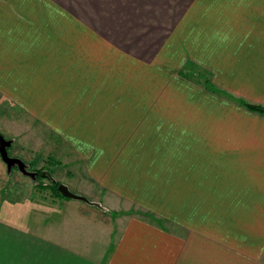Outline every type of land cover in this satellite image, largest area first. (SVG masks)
Segmentation results:
<instances>
[{
    "label": "crops",
    "instance_id": "0c3cea01",
    "mask_svg": "<svg viewBox=\"0 0 264 264\" xmlns=\"http://www.w3.org/2000/svg\"><path fill=\"white\" fill-rule=\"evenodd\" d=\"M245 103L264 106V0H0V124L56 135L87 183L57 197L0 159V264H264Z\"/></svg>",
    "mask_w": 264,
    "mask_h": 264
},
{
    "label": "rangeland",
    "instance_id": "374dc122",
    "mask_svg": "<svg viewBox=\"0 0 264 264\" xmlns=\"http://www.w3.org/2000/svg\"><path fill=\"white\" fill-rule=\"evenodd\" d=\"M259 106L264 107L263 105ZM255 113L264 117V111L257 110ZM8 122L11 127H7V129L2 128L0 124V132L7 138L14 139L12 147L9 148L10 155L27 158L28 160L35 159L34 162H32V164H34L33 166H35L34 168L39 166V169H43V174L49 175L53 180H59L61 183L67 185L75 194H79V191L80 194H85L87 192V183H84L81 177L83 174L82 158L79 157L71 147L66 145L61 139H58L56 135L54 136V134L46 130L35 135L33 130H36V126L38 125L34 122L25 121L20 118H10ZM23 148L24 151L22 152ZM15 153H17V155H13ZM15 171H18V169H13L14 174L16 173ZM13 173L12 175H14ZM9 177L8 175L7 181L10 180ZM12 180L14 181V178ZM43 181L47 185H50L52 182L48 180L47 177H45ZM48 190L49 189H46L44 191Z\"/></svg>",
    "mask_w": 264,
    "mask_h": 264
},
{
    "label": "water",
    "instance_id": "95a60500",
    "mask_svg": "<svg viewBox=\"0 0 264 264\" xmlns=\"http://www.w3.org/2000/svg\"><path fill=\"white\" fill-rule=\"evenodd\" d=\"M13 142L14 139L7 138L3 133L0 132V158L5 163L8 172L11 173L14 168H18L22 174L33 179H37L39 175L38 171L30 170L28 163L22 158L10 155L9 148L12 147ZM58 190L63 196L67 198L85 199L84 197L72 192L69 187L63 183L58 186Z\"/></svg>",
    "mask_w": 264,
    "mask_h": 264
},
{
    "label": "trees",
    "instance_id": "16d2710c",
    "mask_svg": "<svg viewBox=\"0 0 264 264\" xmlns=\"http://www.w3.org/2000/svg\"><path fill=\"white\" fill-rule=\"evenodd\" d=\"M207 88L212 89V85L207 84ZM244 105H245V107L248 110H250L252 112H257V110L258 111H262V112L264 111V107L259 106V105H253V104H249V103H245ZM42 170L43 169H36V171L39 172L38 179H37V181H38L37 188L39 190L49 189L55 196H57V197H63L64 198L65 196H63L59 192V190H58V186L61 184V182L59 180H53V179H51L49 177V175H47V174H43L42 173ZM45 177H47L48 180H51L52 181L50 185H47V184L44 183L43 180H44Z\"/></svg>",
    "mask_w": 264,
    "mask_h": 264
}]
</instances>
